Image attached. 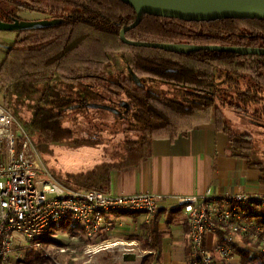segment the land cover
I'll return each instance as SVG.
<instances>
[{
    "label": "trees",
    "instance_id": "16d2710c",
    "mask_svg": "<svg viewBox=\"0 0 264 264\" xmlns=\"http://www.w3.org/2000/svg\"><path fill=\"white\" fill-rule=\"evenodd\" d=\"M2 1L8 3L0 5L2 22L19 21L18 12L22 10L61 17L57 23L17 29L12 44L4 47L0 87L5 86L9 97L14 96L18 102L29 101L26 124L30 132L46 143L68 138L71 130L62 126L67 111L85 109L89 102L105 96L120 100L116 106H106L110 111L120 115L131 112L133 123L126 130L135 137L123 142L119 160L68 172L64 185L107 191L110 171L147 159L152 140L173 141L201 124H212L216 131L226 134L231 154L257 168L264 184L263 164L249 158L253 150L250 134L235 132L225 111L227 107L251 124L264 118V55L241 56L205 49L179 53L125 44L119 32L134 21L135 12L120 0ZM98 33L115 36L114 49L99 47L98 38L92 40ZM125 37L141 42L264 48V19L196 22L144 15L125 32ZM241 57L248 59L244 70L226 66ZM122 62L128 68L124 69ZM123 96L125 100L120 99ZM12 114L22 122L19 114ZM68 145L75 148L93 144L87 139L71 138ZM68 229L88 245L82 232ZM52 233L53 228L43 239L44 244L56 243ZM139 246L144 251L158 250L159 241L157 237L151 241L145 238ZM237 250L239 264H264V254L251 257L247 251ZM152 258L146 255L142 264H149ZM46 259L39 250L27 248L25 257L17 259L16 264H44Z\"/></svg>",
    "mask_w": 264,
    "mask_h": 264
},
{
    "label": "built area",
    "instance_id": "2783aa9c",
    "mask_svg": "<svg viewBox=\"0 0 264 264\" xmlns=\"http://www.w3.org/2000/svg\"><path fill=\"white\" fill-rule=\"evenodd\" d=\"M166 197L151 192L110 194L94 188L72 189L60 183L45 166L23 124L0 104V264H13L17 244L40 250L43 237L61 224L89 240L84 264L97 255L141 264L144 254L132 242L94 246L92 240L111 231L112 222L106 215L142 212L147 221L153 220ZM174 199L186 215L187 264H238L237 249L264 254V193L207 189ZM208 234L215 237L211 247L205 243ZM124 254H133L134 259L125 261Z\"/></svg>",
    "mask_w": 264,
    "mask_h": 264
},
{
    "label": "crops",
    "instance_id": "0c3cea01",
    "mask_svg": "<svg viewBox=\"0 0 264 264\" xmlns=\"http://www.w3.org/2000/svg\"><path fill=\"white\" fill-rule=\"evenodd\" d=\"M103 161L109 160L98 157V161L83 169ZM260 177L261 172L257 168L231 154L226 134L216 131L212 124L198 125L187 135L173 141L154 139L151 142V155L147 159L110 171L107 192H151L167 197L160 202L153 220L147 221L142 212L125 213L120 217L106 215L112 222V229L95 237L92 243L98 246L106 242H132L140 248L139 244L145 238L151 241L157 237L159 248L155 249V255L151 254L154 264H187L186 215L176 204L174 196L189 197L207 189L214 193H264ZM205 243L207 247L213 246L214 235L208 234Z\"/></svg>",
    "mask_w": 264,
    "mask_h": 264
},
{
    "label": "rangeland",
    "instance_id": "374dc122",
    "mask_svg": "<svg viewBox=\"0 0 264 264\" xmlns=\"http://www.w3.org/2000/svg\"><path fill=\"white\" fill-rule=\"evenodd\" d=\"M0 5L8 6V3L0 0ZM18 16L19 21L22 20V22L24 21L25 23L37 25L57 23L61 20V17L51 16L46 13L44 14L31 10L19 11ZM16 32L17 28L7 30L0 29V62L4 57V47L12 44ZM95 38H98V46L103 48V50L114 49L113 46L117 44L115 36L105 33H98V35L92 37V40L95 41ZM115 56L118 57L119 54L116 53ZM247 63L248 59L241 57L230 61V63L227 62L226 66L234 67L242 71ZM122 64L124 69L128 68L125 65V62H122ZM262 68L264 71V64ZM157 87L162 89L169 88L164 84H157ZM7 99L9 101H6ZM120 99L125 100V97L123 96ZM119 101L118 98L105 96L103 100L89 102L85 109L67 111L68 115L67 118L64 119L62 126L69 127L71 130L70 136L68 138L55 139L46 143V141L38 134L30 132L27 129L29 128L26 124L29 119L26 117L29 114V101H25L24 103L18 102L15 100L14 96L9 97L5 86L0 87V104L11 113L13 112L16 116L19 114V119L22 121L21 123L24 125L31 139L35 143L45 166L51 174L63 184H65L66 173L83 169V167L88 166L95 160L98 161V157L99 159L102 158L103 160L109 161L119 160L123 153V142L135 137L133 133L126 130L127 126L133 123L130 115L131 112H123L122 115H120L114 111H110L109 108L106 107L111 104L116 106ZM98 103L103 106L98 107ZM225 109L232 129L238 133L250 134L253 142V150L249 158L261 162L264 166V118L258 119L256 120L257 122L254 121V124H251V122H249L250 120L243 115L228 110L227 107ZM71 138L87 139L90 144L93 145L74 148L68 145ZM68 228L69 227L66 224H61L53 228L51 238L55 240L56 243H43V247L39 250L42 256L47 258L44 264H84L85 260L88 259L87 251L89 247L83 243V240L78 237V234H70ZM43 239H45V237H43ZM26 249L27 248L19 246L18 244L15 245L12 252L13 264H16L17 259L25 257ZM81 249L83 250V253H81ZM137 249L139 250V254H144V257L150 254L149 251L141 250L138 247ZM248 254L251 257L259 255H251L249 252ZM151 262H153V259ZM90 264L128 263L121 260H112V258L110 260V255H108L107 258H104V256L98 258L97 255L96 257H92Z\"/></svg>",
    "mask_w": 264,
    "mask_h": 264
},
{
    "label": "water",
    "instance_id": "95a60500",
    "mask_svg": "<svg viewBox=\"0 0 264 264\" xmlns=\"http://www.w3.org/2000/svg\"><path fill=\"white\" fill-rule=\"evenodd\" d=\"M131 6L135 12L134 21L121 28L120 40L132 46H146L166 51L185 53L200 49L226 51L238 55H264V48L221 46V45H188L159 42H141L129 40L125 32L134 28L144 15L176 18L184 21H213L219 19H264V0H120ZM37 24L24 21L6 23L0 21V29H20ZM133 254H124L123 260H133Z\"/></svg>",
    "mask_w": 264,
    "mask_h": 264
}]
</instances>
